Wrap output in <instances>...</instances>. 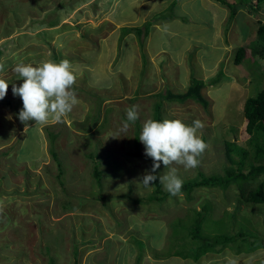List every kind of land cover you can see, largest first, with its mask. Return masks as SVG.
<instances>
[{"label":"rangeland","instance_id":"1","mask_svg":"<svg viewBox=\"0 0 264 264\" xmlns=\"http://www.w3.org/2000/svg\"><path fill=\"white\" fill-rule=\"evenodd\" d=\"M175 2V16L168 19L165 11ZM260 20L264 5L258 15L242 7L232 22L226 7L214 0H0V77L10 83L3 100L11 102L0 101V264H226V256L238 257L240 264H264L263 249L241 255L226 249L197 263L165 257L172 223L206 203L216 220L236 212V221L228 222L232 234L244 227L264 237V204L236 209L235 186L225 192L199 188L192 200L183 194L162 206L125 196L145 199L154 191L140 183L151 169L149 162L133 153L135 134L153 119L157 103H163V119L188 125L199 119L205 125L201 134L209 147L200 165L191 170L170 166L183 180L200 172L224 176L232 167L226 143L249 147L245 102L255 96L245 77L257 68L248 61L236 65L234 57L256 38ZM148 24V36L122 33V28L144 30ZM62 59L77 72L78 105L62 122L41 126L33 120L25 126L18 118L22 99L12 92L13 84L23 80L13 68ZM221 70L224 77L212 83ZM192 78L205 83L207 108L193 100L179 104L160 97L167 91L185 93ZM133 105L139 119L121 131ZM52 146L63 164L61 176ZM141 148L145 155L142 143ZM96 151L99 161L89 156ZM96 163L103 171L100 185ZM160 168V175L169 170L162 162ZM261 181L264 174L251 184ZM137 240L145 242L143 252Z\"/></svg>","mask_w":264,"mask_h":264},{"label":"trees","instance_id":"2","mask_svg":"<svg viewBox=\"0 0 264 264\" xmlns=\"http://www.w3.org/2000/svg\"><path fill=\"white\" fill-rule=\"evenodd\" d=\"M214 1L221 4L222 7H226L229 11V20L231 19L232 22L239 14V10L242 7L249 8L258 15V8L264 5V0H235L234 3H230L228 0ZM175 6L176 2L168 7L170 8L169 10L168 8L166 9L165 12H168L166 16L168 19H172L175 16ZM254 7L256 8L254 9ZM159 15L160 14H158L157 17ZM50 24L54 25L55 22L51 21ZM227 28H229V26H227ZM122 30L124 36L133 32L139 37L143 34H147L148 36L150 24L146 25L144 30L141 27H126L122 28ZM141 45L143 46L144 43H141ZM262 60H264V22L260 20L256 38L249 42L248 46L239 47L234 57V63L236 65H241L248 61L257 68V70H253L249 73L250 76L245 77V80L250 79V86L248 89L250 93L255 96L254 98L250 95L245 102V115L247 118L246 134L248 136L249 147H239L235 142L226 143L225 153L232 167L225 170L224 176L205 177L200 172L193 179L183 180L182 193L187 200H192V193L199 188H220L225 192L235 186L238 191V207H236V209H239L241 204H264V181L259 182L257 184L258 186L256 185L257 187L251 184L255 182L260 175L264 174V68L261 67ZM222 77H224L223 70L219 72L217 79H214L212 83H216ZM204 86L205 83L202 80L192 78V83L185 93L174 94L167 91L165 95H161L160 97L168 102L179 104H183L188 100H193L207 108L208 104L202 95ZM2 103L11 105V102L8 100H2ZM162 106L163 103L161 102L155 105L153 119L163 120ZM139 135V130H137L134 138L136 151L133 155L147 160L152 167V159L141 154L142 148ZM50 153L58 166L60 176L63 175L65 172L63 164L58 158L53 146L52 149H50ZM234 155L241 158L239 163H237V159ZM89 156L93 160L99 159L97 151L91 153ZM250 157L252 159L247 163L249 171L247 174H244L243 170L245 168L246 159ZM97 160H95V162ZM236 164H238V169L233 167ZM160 169L161 168L155 173L157 175V180L153 185L154 191L147 198L134 199L130 194L125 196L134 203L155 204L159 206H162L169 198L173 199L177 197L171 196L168 191L163 189V184L159 183ZM94 177L100 185L103 171L100 169L99 163L95 164ZM212 211L211 204L206 203L202 205L201 211L194 210L193 214L186 220L178 219L172 223L170 246L167 247L168 249L165 251V257H180L181 259H188L197 263L208 254H219L226 249L234 250L237 255L253 253L260 249L264 250V237H261L259 234L245 230L244 227H241L236 234L230 232L233 228V224H230L228 227V222L236 221V212H227L224 218L216 220L212 215ZM156 243V245H159L158 241ZM136 244L140 246L139 251L143 252L144 247H146L145 242L137 240ZM154 257L157 259L160 258L157 253Z\"/></svg>","mask_w":264,"mask_h":264},{"label":"clouds","instance_id":"3","mask_svg":"<svg viewBox=\"0 0 264 264\" xmlns=\"http://www.w3.org/2000/svg\"><path fill=\"white\" fill-rule=\"evenodd\" d=\"M3 71L4 64L0 62V73ZM13 71L23 80L19 86L13 84L12 92L14 96L22 99L23 108L19 111L18 118L25 126L33 120L36 125L41 126L50 122H62L78 105L75 91L77 72L68 59L59 62L45 60L36 66L20 63ZM9 84L6 79L0 77V101L6 97ZM138 119V106L129 107L121 131H127L130 124H134ZM204 127V123L199 119L194 120L192 125L181 119L146 120L139 141L145 146V156L152 159L153 165L150 170L145 171L140 183L145 188H151L157 180L155 173L162 162L169 170L159 175V183L164 185L171 196H182L184 181L178 175L177 168L170 166L180 165L185 170H191L200 165V158L209 147L201 134ZM225 262L240 264L239 258L232 256H226Z\"/></svg>","mask_w":264,"mask_h":264}]
</instances>
